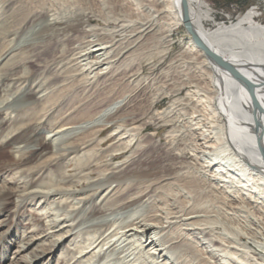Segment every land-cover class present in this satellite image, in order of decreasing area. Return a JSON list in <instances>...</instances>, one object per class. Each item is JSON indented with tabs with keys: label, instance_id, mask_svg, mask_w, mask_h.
<instances>
[{
	"label": "rangeland",
	"instance_id": "374dc122",
	"mask_svg": "<svg viewBox=\"0 0 264 264\" xmlns=\"http://www.w3.org/2000/svg\"><path fill=\"white\" fill-rule=\"evenodd\" d=\"M3 1H8L9 3L4 6L5 8H2V16L0 17V24H3V27L0 25V100L3 98L7 99L10 94L3 87L8 82L7 79L3 81V76L31 75L29 87H31V84L34 86L38 83L37 85H41V89H39L41 92L35 89L36 91L32 90L31 94L27 97L22 96L15 99V96V100L13 97H10L9 100L12 102L13 99V102L9 108L4 109L3 107L0 110V119L3 120L5 118V121L0 126V190H3L5 187L9 189L7 192V203L3 205V212L0 210V220H4L6 223L0 227V264H62V258H69L73 254L71 250L74 251L76 249V244L82 245L83 242L84 244L87 242V239H91L90 242L96 239L97 235L91 231V228H86L90 224L101 223L100 218L95 217V215L91 217L89 214L91 208H104L103 210L109 215L108 219L111 221L120 217L117 214L118 212L116 213L114 206L109 207L110 204H113V199L103 201L100 195L95 196L92 202L85 204L78 202L80 195L67 194L65 196L68 197V202L65 205L64 202L55 205L57 203L53 202L52 198L38 203V198L33 200L30 197L27 198V201L22 206H16L14 200H19V198H16V189H20L23 182H26L32 188L37 185L51 183L66 187L74 185L73 188L76 190L84 189L81 182L82 178H80V181L77 176L72 181L68 179L67 181H61L62 172L65 171L66 174L75 173V170H72L73 164L71 162L68 163L64 159H59L52 165H43V167L41 165L38 168L40 170L34 172V174L31 173L32 175L29 174L25 167H5L3 161L11 160L12 157L8 153V147L5 144V135L8 132H12V129L18 131L19 127L29 132L38 131L42 137L47 136L50 135L49 131L55 126L66 125L68 122H77L80 119L90 117L103 107H107L111 102L116 101H119V103L113 104L114 109L112 111L115 112V107L122 105L121 107L119 106L120 109H124V114L121 112L122 114L119 117L122 120L118 118L113 120L115 122L108 124V129L102 131L98 137V141L93 142L94 145L90 146L94 147L92 151L88 155H84L85 157H82L84 158L82 163L88 161L89 163L92 162L93 165L97 162L98 164L93 165L91 169L92 171L94 170V173H98L104 170V164L101 163H105L103 156L110 149L114 147L117 149L119 146L128 145L131 151H128L123 157L121 155L119 159L117 158L114 161L125 160L126 168H142V170L151 173L150 179L153 182L152 194L156 198L155 202L152 201L154 204L151 203L152 209L156 210L153 209V211L148 213L149 215H155L154 212H158L156 213L157 217L161 220V218L165 219L166 215L170 216V212H172L171 214L179 215L183 210L184 213L188 209H190L188 211L194 210L195 213L191 214V216L197 215V217L187 220L188 222L195 221L193 222V226L183 224V222L187 221L177 220L174 225L171 223V233L168 232V235L171 234V237L175 239L174 242L177 244L186 241L183 243L185 246L183 249L185 257L180 258V261L184 260V264L186 262L188 264H264V247L259 245V243L264 244V184L258 183L261 176L259 174L256 177L250 176L248 175V170L242 171L243 167H234V169L230 166L231 163L224 165L228 169L230 168L232 172H227L228 169L225 167L227 171H219L214 175L210 170H207L209 168H203L206 170L205 173L202 167L195 161V155H199L202 158L209 155V151L213 148L211 145L214 144L213 138L218 134L217 129H213L214 125L217 124L214 121L215 118L208 116L209 118L206 120L208 123H204L206 114H204V117H199L197 114L193 115L190 106L187 105L189 107H186L185 104H182L187 102L188 90H193L191 87L193 84L188 83L191 78L199 75L204 77L208 73L200 65L203 64L201 57L194 50H191L190 45H188V37L190 35L186 32L184 25L176 26L170 32L171 35L168 37V41L160 38L164 36L165 30L157 31L155 28L152 31L153 33L145 34V37L140 38L135 47L133 45L126 59L114 57V66L117 65V68L120 66L114 73L107 72V75L105 74L97 79L96 77L85 79L81 75H85V71L79 69L80 67L77 64H81V59L84 57L79 58V55L83 54L80 50L86 44V41L92 39L119 41L122 39L123 42L120 41L118 43L120 44L119 46H124L128 35L135 33L136 23L144 15L145 17L147 16L148 11L145 8H148L147 6L153 3L154 0H116L111 2L107 0L108 4L106 3L104 6L105 0H0V3ZM205 1L211 12V19L205 21V27L213 29L220 22L229 24L235 21L241 13L246 12L260 0ZM82 12L92 16L89 25L97 31H94V36L90 35L88 38H85L81 32L63 34L56 29L48 31L44 35L42 33L33 34L34 32L30 31L31 27L40 20L39 17L35 16L36 14L56 13L59 16H69L68 18L73 19V16ZM91 12H93V15ZM168 18L170 17L167 16L162 19V24L163 22L169 23L171 20L169 21ZM263 19L264 15L260 19V22L264 24ZM7 28L13 29V31L8 34L6 33ZM130 28L132 31H130ZM134 49L137 51L134 52ZM136 70L138 71L136 72ZM33 99L35 100L34 103L27 102ZM175 100H177L176 103H174ZM207 109L211 110L210 107L206 106L204 109L206 113H208ZM7 112H11V119H8ZM223 122L225 124V119H223ZM126 123L128 124L126 125ZM209 123L211 127H209ZM205 125H207L206 128L204 127ZM115 129L117 130L115 131ZM113 130L115 132L111 135ZM119 131L122 133L121 136H115V133ZM221 132L224 133L225 130H221ZM81 133L71 136L69 140H73L77 136L79 137L82 135ZM221 135L223 134L221 133ZM122 136H125V138ZM96 142L99 143L97 144ZM200 145L203 146L201 147ZM44 147L47 149L51 147L48 141L44 144ZM195 150L197 151L195 152ZM223 156L228 157L229 155L225 154ZM87 157L89 158L87 159ZM101 158L103 159L102 161L100 160ZM224 161L222 160L221 163H224ZM187 175L188 177L191 175V184L183 181V178ZM230 175L235 178H230ZM249 177L257 178L258 181L247 182L246 180ZM200 187L201 190L199 189ZM155 189L158 190L156 191ZM160 190L163 192H159ZM163 193L167 194L168 197ZM176 193L179 195L176 196ZM212 195H215V198ZM191 197L195 198V201ZM207 197L208 199L203 204L196 205ZM251 198L253 199L251 200ZM254 199L256 200L254 201ZM163 201L166 205H164ZM146 205L147 203L142 208L139 207L137 209L141 210V212L147 211L146 209L149 206L147 205V207ZM193 205L196 207L193 208ZM181 209L182 211L179 212ZM99 210L97 211L98 213L101 212ZM65 216L66 219L71 220L65 224L72 222L76 227L72 230L73 234L70 238L64 240L62 244L53 247L54 242L52 239L50 237L45 239L44 237V235L49 231H53V229H46L47 226L45 224H49L52 218H54V221L57 219L56 223L60 226ZM200 220L204 222V225ZM162 221L166 220L162 219ZM168 224L166 222V225ZM59 226L54 227V230L59 229ZM189 228L194 229V232L192 230L188 231ZM66 229H69V227ZM79 232L81 233L77 237V233ZM55 233L57 232L55 231ZM32 237H37V239L28 250L18 252V254L14 253L21 242L23 243ZM52 238H56V236ZM128 239L126 240L127 243L130 241L129 243H137L136 245L142 242L137 241V237H130ZM126 241L122 245L126 244ZM122 245L118 246V248H121ZM128 246H125V248ZM118 248L114 252L108 249L105 252L102 251L100 254H96L90 261L91 263L89 261L86 262L85 259L84 262L87 264H139V261L135 262L131 259L134 256V259H137L139 255L147 256L146 258L149 257V255L134 251V254L131 255L132 257L128 255L129 257L126 258L124 252L119 255L120 249ZM49 249H52L51 254L48 252ZM43 251H46L44 257L35 259L31 263L21 259L24 255L27 258L34 254L41 255ZM143 256L141 257L143 258ZM32 258L36 257L33 256ZM151 259L149 257L146 260V264H156L155 262L149 263ZM158 259V264L164 263L161 262L162 257H158ZM173 259H175V256L170 258L168 262L172 261L173 264L175 262ZM74 264L77 263L75 262Z\"/></svg>",
	"mask_w": 264,
	"mask_h": 264
},
{
	"label": "bare ground",
	"instance_id": "6f19581e",
	"mask_svg": "<svg viewBox=\"0 0 264 264\" xmlns=\"http://www.w3.org/2000/svg\"><path fill=\"white\" fill-rule=\"evenodd\" d=\"M108 1L105 0V4H103V6L106 5V3L108 4ZM111 1H116V0H110V2ZM187 1H188L190 22L198 38L202 40V42H204L211 50L221 55L226 60L232 62L231 66L229 67L230 69L226 68V66H223L219 64L218 62L214 61L213 59H211L210 57H208L206 53L198 47V45L192 39V37L191 36L188 37V45H190L191 50H194L197 53V55L201 57L203 64H200V65L202 66V68H205L208 73L204 77L199 75L197 77L191 78L190 82L188 83L193 84V86H191L193 90H188L187 92L188 96L186 98L187 102L182 103V104L183 105L185 104L186 107L190 106L192 110L191 113L193 115L197 114L199 117L200 116L204 117V114H206L207 116L205 115L204 123L206 122L208 123V121H206L209 118L208 116H211V118H215L214 121L217 124L214 125L213 129L216 128L217 134H218L215 138H213L212 136V138L214 139L213 141L214 144L211 145L213 148H211V150L209 151V155H207L204 158H202L199 155H195L196 156L195 161L196 163L199 164V166L202 167V169L209 168L207 170H210V172L214 173V175H216V172L224 171L228 169V167H226L224 164L231 163L230 166L233 168L243 167L242 171L248 170L249 171L248 175L250 176L256 177L260 175L261 177H259L260 181L258 183L264 184V24L263 22L262 23L260 22L261 17H263L264 15V0L257 1V3L251 6L246 12L241 13L236 18L235 21H232L229 24L220 22L216 24V26L213 29H208L205 27V21H208L211 19V12L208 8L206 1L205 0H187ZM8 3H9L8 1H3L0 3V17L2 16V12H1L2 8L6 6ZM145 6L147 5L145 4ZM149 6H147L148 8H145V10L148 11L147 16L145 17L144 15V17L141 18L138 22L136 21L137 23L135 22L136 23L135 33L128 35V38L126 39L127 42L124 46H119L120 44L118 43L120 41L123 42L122 39L119 41H115V40L106 41V40H100V39L99 40L97 39L87 40L86 39L87 40L86 44L80 50L83 52V54L79 55V58H81L82 56H84L85 58L83 57L84 59L83 58L81 59V62H80L81 64H77L78 67H80L79 69L85 71V75L81 74L82 76H84L85 79L87 78L91 79L94 77H96L97 79L100 76H104L107 72L114 73V71L120 68L119 66L120 62L118 63V66H119L118 68L116 67L117 65L114 66V61H113L114 57L126 59L128 54L131 52L133 45L135 47V44H137L140 38L145 37L146 36L145 34L151 33L155 28L157 29V31L165 30L164 36L160 38L164 40L166 39V41H168V37L171 35L170 32L173 31V29L176 26L184 25V14H183L181 0H154L153 3H151ZM56 13L36 14L35 16L39 17L40 20L31 27L32 29L30 31H33L34 32L33 34L42 33L43 35L48 31H52L53 29H56L57 31L59 30L63 34H66V33L74 34V33L81 32L83 33L85 38H88L90 35L91 36L95 35L94 33V31H96L95 28L89 25L91 23L90 21L92 17V16H89V14L82 12L81 14H78V15L76 14L75 16H73V19H71V18H68L69 16H59ZM91 13L93 15V12ZM167 16L170 17L168 18V20L169 21L171 20V21L169 23L163 22L162 24L161 20ZM259 17L260 19L258 20ZM0 25H2L3 27V24H0ZM131 28H130V31H132ZM12 31L13 29H8V28L6 29V33L8 34L11 33ZM133 51L136 52L137 50L135 51L134 49ZM112 64H113V67H112ZM107 69L109 70L106 71ZM137 71L138 70H136V72ZM30 77L31 75L28 76L26 74L17 75L15 77L3 76V81L5 79L8 80V82L3 87L5 91H9L10 94L7 99L3 98L0 100V110L3 107L4 109L9 108L15 96H16L15 99L21 98L22 96L27 97L31 94L32 90L36 91L35 89H38V91L41 92V90H39L41 89V85H37L38 83L34 86L33 84H31V87H29ZM195 96H198V97L195 98ZM10 97H13L12 102L9 100ZM35 100L33 99L27 102L34 103ZM176 101L177 100H175L174 103H176ZM114 103H119V101L111 102L107 107L106 106L105 108L103 107L102 109L94 113L92 116L87 117L85 119H80L77 122H68L66 125L65 124L57 125L49 131L50 135H47V136L42 137L40 136V132L38 131L29 132L19 127H18L19 129L18 131H16V129L14 130L12 129V132H8L5 135L4 137L6 141L5 144L8 147L7 149L8 153H10V155L12 156L11 160L3 161V164L5 165V167L7 168L25 167L26 170L29 172V174L31 173L34 174V172H37L40 170L38 168L41 165L42 167L43 165L44 166L52 165L54 164L55 161L59 159H64V160H67L68 163L71 162L73 164L72 170H75V173L66 174L65 171L62 172L61 181L62 180L67 181V179L69 181H72L73 178L77 176L79 177L78 179L80 181H81L80 178H82L81 182H82L83 189H84V190H76L73 188L74 185L72 187H66L64 185L63 186L58 185V184L54 185L51 183L47 185L46 184L37 185L36 187L32 188L29 184H27L26 182H23V185L20 186L21 188L16 189V198H19V200L17 199L14 200L15 205L18 207L22 206L23 204H25V201H27V198H30V197L33 200L38 198L39 199L38 203H40V201L43 202V201H47L50 198H52V201L57 203L55 205H59L62 202H64V205H65L68 202L67 201L68 197L65 196L67 194L68 195H75V194L80 195V197L78 196L79 197L78 202H82L85 204L92 202L94 197L98 195L102 196L103 201L113 199L112 200L113 204L112 205L108 204V205L109 207L114 206L116 213L118 212L117 214H119L120 217L111 221L110 219H108L109 215H107L105 211L103 210L104 208L103 209L99 208L100 210L91 208V210L89 211V214L91 215V217L92 215H95V217L101 219V223L99 222V224L94 223V224H90L89 226H86V228L88 227L91 228V231L97 235L96 239L90 242L91 239L86 238L87 242L85 244L83 241H82L83 242L82 245L76 244L75 245L76 249H74V251L71 250L73 254L69 258H65V257L62 258V261H61L62 264H74L75 262L77 264H84L88 261L90 262L92 258L96 256V254H100L102 251L105 252L106 250L109 249L110 251L114 252L118 248V246H121L122 243H124L130 237L132 238L137 237V241H142V242L136 245L137 243L136 244L129 243L130 241L127 243L126 241V244L122 245L121 248L120 247L118 248L120 249L119 255L124 252L125 253L124 256H126L127 258L129 256L132 257L131 255L134 254V251H137V252L139 251V253H144L145 255H149V257L152 258L151 261H149V263L155 262L156 264H158L159 262L158 257H162L161 262H164L163 264H172V261L168 262V260L175 256V259H173L175 260V262L173 264H184L185 263L184 260L180 261V258L184 256L183 249L185 246L183 245V243H185L186 241L182 243L179 242L180 244H177L176 242H174L175 239L171 237V234L168 235V232L171 233V230H170L171 223L174 225L175 221L177 220L187 221V220H191L192 218H196L197 215L191 216V214L195 213L194 210L188 211L190 209L187 208L188 210L186 211V213H184V210L182 211L181 209L179 211V212L182 211L181 214L177 212L179 215L171 214L172 212H170L169 213L170 216L166 215L165 219L161 218V220L157 217L158 215L156 213L158 212H154L155 215L154 214L149 215L148 213H150L154 209V208L152 209V203H153L152 201L156 200L155 195L152 194L153 182H152V179H150L151 173L142 170V168L141 169H134V168L131 169L128 167L126 168L125 160H117L116 162L114 161L117 158L119 159L121 155L123 157L128 151L129 152L131 151L128 145H125L122 147L119 146L120 148L117 147V149L116 147L113 146L114 148L110 149L107 152V154L103 156V158H105V163H101V164H104L103 165L104 170L103 171L101 170L98 173L96 172L97 174L94 173V170L92 171L91 169V167L95 165L97 162L93 165H92V162L89 163L88 161L87 162L84 161V163H82V161L84 160V158L82 157H85L84 155H88L90 151H92L94 147L92 148L90 146L93 144V142L98 141V137L100 136L101 132L104 130H107L108 124H110L111 122H115L113 120L118 119L122 113L124 114L123 112L124 109L123 108L120 109L122 105L116 106L115 112L112 111V109H114V106H113ZM206 106L211 108V110L207 109L208 113H206V111L204 110ZM10 114L11 112L6 113V115L8 116V119L12 118L11 116L12 114L11 115ZM120 119L121 118H119V120ZM223 119H225L226 121L225 124L223 122ZM4 121H5V118L3 120L0 119V126ZM165 121L163 122L165 123ZM127 124L128 123H126V125ZM206 126L207 125H205L204 127L206 128ZM209 127H211V125ZM116 130L117 129H115V131ZM221 130H225L224 133L221 132L223 135H221L220 133ZM115 131L113 130L111 135H113ZM206 131L208 130L206 129ZM78 133H81L82 135H80L79 137L77 136V138L73 140L72 139L69 140L71 136H74L75 134H78ZM121 134H122L121 131H119L118 133H115V136L119 135L120 137ZM185 136H183V138H185ZM122 137L125 138V136H122ZM130 139H133V138H130ZM182 140L184 141V139ZM47 141L51 146L49 147V149L44 147V144L47 143ZM96 143L98 144L99 142H96ZM118 151L120 152L116 153ZM196 151L197 150H195V152ZM225 154L229 156L228 157L223 156ZM88 158L89 157H87V159ZM96 160H99V159H96ZM100 160L102 161L103 159L101 158ZM222 160H225L224 163H221ZM173 164L176 165L175 163ZM203 171H205L206 173L205 169H203ZM229 171H231L230 168L228 169L227 172ZM94 174H96V176H94ZM190 176L188 177L187 175L185 178H183V181L185 183L191 184L192 180ZM230 178L234 179L235 177H232V175H230ZM246 181L247 182L248 181L257 182L258 180L257 178L255 179V178L249 177ZM199 184L201 185V183ZM199 189L201 190V187ZM155 190L157 191L158 189H155ZM8 191L9 189L7 187H5L3 190H0V210H2V212L4 210L2 209L3 205L7 203V195H8L7 192ZM170 191L174 192L172 190ZM159 192H163V191L160 190ZM165 195L167 196V194ZM177 195L179 194L176 193V196ZM176 196L174 197L176 198ZM212 196H214L215 198V195H212ZM208 197L202 201L201 200L202 196H201L200 200L202 202L198 203L199 200L197 199L198 204L196 205L198 206L200 204H203L206 201V199H208ZM194 199L195 198H193V200ZM252 199L253 198H251V200ZM255 200L256 199H254V201ZM145 203H147V205L149 206L148 207L146 205L148 207V209H146L147 211L141 212V210L137 209L139 207L142 208L145 205ZM178 203H180V201H178ZM247 203L245 202V204ZM47 205L50 206L49 204ZM164 205H166L165 202H164ZM167 205L169 204L167 203ZM194 207L196 206L193 205V208ZM191 208H192V205H191ZM98 210L101 212L98 213L97 212ZM163 210L165 209L163 208ZM119 211H123V212H119ZM173 212H176V211H173ZM112 213H115V212H112ZM166 213H167V210H166ZM162 219L166 221H162ZM56 221L57 219L54 221V218H52V221L49 224H45L47 226L46 229H53V231H49L46 235H44L45 239L48 237L52 239V241L54 242L53 247L58 244H62L64 240H67L68 238H70L73 234L72 230L76 227L75 224L72 222L70 224H65L66 222L71 221V220L66 219V216L63 218V222L60 226L56 223ZM166 222H168L169 224L166 225ZM193 222L195 221H190V222L187 221L185 223L183 222V224L188 225V226H193L194 225ZM200 222L202 221L200 220ZM202 223L204 225V222ZM5 224L6 223L4 220H0V227ZM57 226H59V229L54 230V227H57ZM68 227L69 229H66ZM190 230L192 229L189 228L188 231ZM55 231L57 233H55ZM80 233L81 232L77 233V237L79 236ZM188 235L190 237L189 233ZM53 236H56V238H52ZM36 239L37 237L35 238L32 237L26 241L23 240L24 242L23 243L21 242V244L18 245L17 247L18 249L14 253L18 254V252H24L25 250H28L30 246L35 242ZM79 241L77 242L80 243ZM127 245L129 246L125 248V246ZM259 245L264 247V244L259 243ZM48 252H50L49 254H51L52 249H49ZM45 254H46V251H43L41 255L34 254L33 256L36 258H32L33 256H28L29 258H27V256L24 255V257L21 259H23V261L25 262L31 263V261L35 259L44 257ZM68 254H71V253H68ZM141 256L139 255L137 259H134L135 258L134 256L131 260L135 262L139 261V264H146L147 263L146 260H148L149 257L146 258L147 256L145 257L143 256L142 258ZM84 259L86 260V262H84ZM73 260L75 261L72 262ZM186 264H188V262H186Z\"/></svg>",
	"mask_w": 264,
	"mask_h": 264
},
{
	"label": "water",
	"instance_id": "95a60500",
	"mask_svg": "<svg viewBox=\"0 0 264 264\" xmlns=\"http://www.w3.org/2000/svg\"><path fill=\"white\" fill-rule=\"evenodd\" d=\"M182 8H183V14H184V28L186 32L192 37V39L196 42L198 47L202 49L208 57L213 59L214 61L218 62L219 64L226 66V68L230 69L232 62L226 60L221 55L217 54L213 50H211L202 40L198 38L196 33L193 30L192 24L190 22V15L188 10V1L187 0H181Z\"/></svg>",
	"mask_w": 264,
	"mask_h": 264
}]
</instances>
